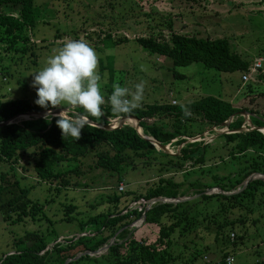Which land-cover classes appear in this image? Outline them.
<instances>
[{"label":"trees","instance_id":"trees-1","mask_svg":"<svg viewBox=\"0 0 264 264\" xmlns=\"http://www.w3.org/2000/svg\"><path fill=\"white\" fill-rule=\"evenodd\" d=\"M134 6L126 8L125 14L132 15L131 11L134 9L133 14L136 15L142 10L141 5L134 3ZM40 11L35 5V0H0V42L8 43L11 50L25 52L28 47L21 45L18 39L22 38L21 42L31 41V38H28L29 33L26 34L25 30L35 26L40 18ZM153 18L155 25L154 27L149 25V29L168 28L170 34L158 32L147 37H139L135 41L149 52L169 59L171 61L169 70L172 66L175 68L196 62L202 63L207 69L222 73L235 71L248 73L251 70V63L233 50L228 38L210 39L175 33L174 21ZM119 40L127 41L129 38L123 36ZM106 41L108 46L115 44L111 34H108ZM100 67L103 70L102 64ZM107 68L112 81L115 75L112 61ZM171 75L180 77L175 71ZM111 91L110 88L108 93ZM172 102L137 105L129 113L123 114L113 113L108 103L103 104L101 107L104 114L101 118H90L96 125L85 126L78 140L71 137L64 140L55 119L47 122L43 117H31L12 122L17 115L41 110V107L31 100L19 98L1 101L0 164L7 166V170L0 173V212L3 219L17 222L27 212L33 219V210L43 211V206L53 200L51 196L44 199V204L32 200L29 197L32 187L21 184L22 179L31 177L33 186L44 183L48 185V191L59 192L74 183L71 182L68 174L56 171L58 166L62 164L73 166L76 161L89 153L94 157L91 160L93 164L89 167L118 176L125 168H135L138 164L158 166L160 172L171 170L182 172L187 162L195 166L205 165L215 158L210 144L204 141L192 142L189 141L190 138L202 135L211 126L223 125L232 117L234 120L229 124V128L233 132L219 135V138L231 143L228 155L236 158L254 150L255 154L263 157L264 134L259 129L264 128V117H259L257 112L249 111L255 129L239 131L245 119L241 115L242 111L228 100L206 95L192 102L177 103L176 99ZM74 111L82 112L83 109L77 107ZM165 116L172 117L173 122L167 125L162 119ZM118 117L137 118L139 127L143 130L142 135L130 124L114 129L97 126L108 125L111 123L109 118ZM149 119L157 121L150 125ZM143 136H150L165 146L175 143L182 145V148L179 153L170 154L158 149ZM159 157L166 158V162L159 161ZM250 166L251 169L242 172V177L236 183L230 177L212 175L216 183L204 184L194 181L187 188L183 187L184 181L175 179L174 174L161 173L157 181L146 185L144 192H112L106 198L100 197L97 204L102 205L105 198L110 206L88 216L84 221H79V231L82 233L63 240L64 243L54 244L49 249L47 244L53 240H48L39 232H33L31 237L16 240L15 244L24 242L23 245H18L0 256V264H49L53 256H56L58 264H175L187 252L192 264L198 259L204 260V255L208 253L207 249L197 244L191 248L186 244L187 242L181 243L182 238L192 236L191 240L202 241L207 235H213L212 240L219 248L220 241L228 243L231 234H234L236 239L244 236L243 230H239L237 234L235 230L238 225L245 224V219L232 217L231 214L236 210L252 212L246 203L256 199L258 191L261 192L260 196L264 203V177L256 178L244 186V182L252 174L260 173L264 176V164L256 158ZM19 168L22 169L23 175L19 174ZM75 168L77 170L72 169L73 172L81 173L79 167ZM9 176L14 177L11 184L8 182ZM214 184L222 192L208 194L207 191L214 188ZM237 190L239 191L235 192ZM126 196L131 198L122 206L121 200ZM187 196L192 197L179 202L155 201L149 206L130 207L132 202L141 199L143 201L156 198L174 200ZM64 209L66 216L63 220L72 222L75 216L71 213L75 210V206L65 205ZM15 215L17 218L14 217ZM141 218L144 222L140 227L131 226ZM112 237L114 240L110 244ZM104 246L108 247L99 257L86 253L74 259L82 251L96 252ZM220 249L223 252L220 260L214 262L209 259L207 264H225V258L229 254L224 248ZM10 251L13 252L8 253ZM260 264H264V261Z\"/></svg>","mask_w":264,"mask_h":264},{"label":"rangeland","instance_id":"rangeland-1","mask_svg":"<svg viewBox=\"0 0 264 264\" xmlns=\"http://www.w3.org/2000/svg\"><path fill=\"white\" fill-rule=\"evenodd\" d=\"M134 3L141 5L142 10L136 15L133 14L135 13L134 9L131 11L132 15L125 14L130 6H134ZM35 5L41 10L40 18L32 29L25 30L26 34L29 33L28 38H31V41L24 42L23 40L21 42L22 38L18 39L19 43L26 45L28 49L25 52L14 51L11 50L8 43L0 42V102L19 98H27L34 102L36 92L30 87L32 73L42 68L47 58L53 55L66 39L83 38L97 54V73L101 77L99 83L101 94L105 98L104 105L108 103L107 97L110 94L108 92L110 88L112 89L113 83L134 90V85L143 81V99L137 105L146 106L166 101L173 103L172 101L175 99L177 103L192 102L203 96L213 95L230 101L242 111L241 115L245 119L244 131L248 128L255 129L249 111L257 112L259 117H264V69L255 73L246 83L241 82V77L247 73L239 71L222 73L207 69L198 62L175 68L172 66L169 70L168 67L171 65L169 59L149 52L148 49L135 41L139 37H147L153 33L170 34L171 31L167 30L168 28H148L149 25L152 27L155 25L153 17L163 18L174 21L173 31L175 33L197 35L210 39L228 38L233 45V50L252 63L256 58L264 59V1L35 0ZM108 34H111L115 41L114 46L106 44ZM123 36L129 40L120 41L119 39ZM110 61H112V67L115 70L112 81H110L109 68H107ZM101 64L104 66L103 70H101ZM174 71L180 77L171 75ZM62 107L59 106L57 109H62ZM41 110L44 109L41 108ZM26 118V115L20 114L12 122H19ZM122 118H109V120L113 126L121 123L135 125L133 120H123ZM162 119L167 122V125L173 122L172 117L169 116ZM233 120L232 118L230 121ZM155 121L149 119L148 123L151 125ZM259 130L264 134V128ZM139 132L143 133L140 127ZM232 132L229 126H211L202 135L190 138L189 141L192 142L209 143L215 158L205 165L195 166L191 162H187L182 172L175 170L160 172L158 166L138 164L135 168H125L118 176L89 167L93 164L91 160L94 158L89 153L81 160L76 161V165L62 164V166H58L56 171L68 174L71 182L74 183L62 188L59 192L48 191V185L44 183L33 186L31 177L26 180L22 179L21 184L32 187L29 193L32 200H38L43 204L47 197L51 196L53 200L43 206V211L34 212L33 210V219L27 212L22 215L21 220L12 222V219H3L0 212V256L18 245H23L24 242L15 244V241L31 237L33 232H39L48 240H53L47 244L49 249L54 244L64 243L63 240L82 233L79 231V221H84L88 216L97 214L99 210L111 205L106 203L105 198L108 194L112 192L125 193L126 191L144 192L147 188L146 185L157 181L161 173L163 175L174 174L175 179L184 181L183 187L187 188L194 181L204 184L216 183L212 179V175L227 176L236 183L242 177V172L251 169L250 164L254 159L257 158L264 164V155L260 157L255 154L254 150H250L244 156L230 157L228 154L231 143H228L224 138H219V135ZM167 147L168 151L165 152L176 154L179 153L182 145L174 143ZM220 156H223L224 159ZM159 161L166 162V158L159 157ZM75 167H79L81 173L73 172L72 169H76ZM6 170L7 166L0 164V173ZM18 172L23 175L21 168L18 169ZM252 175L264 177L260 173ZM9 178V184L13 183L14 177L9 176ZM120 183L125 185L123 191L119 189ZM213 187L207 191L208 194L222 192L219 187H216V184ZM257 193L256 199L246 203L252 212L236 210L231 214L232 217L245 219V224L238 225L235 230L236 234L239 233V230H243L242 238L236 239L231 234L228 243L220 241L219 248L212 240L213 235H207L202 241L191 240L192 236L182 238V244L187 242L186 244H189L191 248L197 244L208 251L203 257L204 260L198 259L193 264H207L209 259L214 262L219 261L223 254L220 248H224L229 255L234 257L233 264H260L264 261V203L260 196L261 192ZM102 196L105 197V202L102 205H97ZM190 197L177 199L186 200ZM130 198L131 196L122 198V206ZM70 204L75 206V210L71 213L75 219L72 222H66L63 220L66 216L64 207ZM142 205L150 204L141 199L138 202H132L130 207H142ZM14 217L17 218V215ZM143 222L144 219L141 218L131 226L140 227ZM56 237L57 239H54ZM113 240L114 237L110 242ZM233 241L237 243L233 244ZM106 249L107 246L96 252L82 251L76 257L86 253L99 257ZM49 264H58L56 256H53ZM175 264H192L189 252L180 257Z\"/></svg>","mask_w":264,"mask_h":264},{"label":"clouds","instance_id":"clouds-1","mask_svg":"<svg viewBox=\"0 0 264 264\" xmlns=\"http://www.w3.org/2000/svg\"><path fill=\"white\" fill-rule=\"evenodd\" d=\"M97 64V54L85 39H66L45 65L32 73L34 103L46 109L43 118L47 122L55 119L64 140L68 137L78 140L81 130L95 122L90 118H101L104 114L101 106L105 98L101 94ZM143 92V81L136 83L134 90L113 83L107 97L111 111L129 113L142 101ZM59 106H63L62 110L52 111ZM77 107L83 111H73Z\"/></svg>","mask_w":264,"mask_h":264},{"label":"water","instance_id":"water-1","mask_svg":"<svg viewBox=\"0 0 264 264\" xmlns=\"http://www.w3.org/2000/svg\"><path fill=\"white\" fill-rule=\"evenodd\" d=\"M60 110H62V109H57V108H55V109H52V111L53 112H59ZM45 111H46V109H44V110H40V111H38V112H26V113H24V115H26L27 117H36V118H39V117H44V113H45ZM233 118V117H232ZM232 118L230 119V120H232ZM123 120H126V119H131V120H133L134 121V123H135V125H132L133 127H135L136 129H137V131H138V133L140 134V135H142L140 132H139V124H138V121H137V118H135V117H123L122 118ZM226 121V122H224L223 123V125H225V126H229V124H230V122L231 121ZM2 124H4V123H2ZM92 125H96V124H92ZM122 125H124L123 123H121V124H119V125H117V126H113L111 123L110 124H108V125H105V126H101V125H97V126H99V127H102V128H105V129H114V128H117V127H120V126H122ZM239 131H244V127L242 126L240 129H239ZM145 139H148V140H150L157 148H159L160 150H163V151H168V147L167 146H165V145H162V144H160L159 142H157V141H155V139H153L152 137H147V136H143ZM256 178H262V177H260V176H255V175H252V176H250L245 182H244V186L245 185H247L249 182H251L252 180H254V179H256ZM239 190H237V191H235V192H238ZM235 192H233V193H235ZM180 200H184V199H175V200H170V199H164V198H156V199H153V200H151L150 201V203H153V202H155V201H162V202H175V201H180ZM112 242H110V244H111ZM108 247V246H107ZM83 254V253H82ZM81 256V255H80ZM79 256V257H80ZM79 257H76L75 259H77V258H79Z\"/></svg>","mask_w":264,"mask_h":264},{"label":"built area","instance_id":"built-area-1","mask_svg":"<svg viewBox=\"0 0 264 264\" xmlns=\"http://www.w3.org/2000/svg\"><path fill=\"white\" fill-rule=\"evenodd\" d=\"M264 69V59L262 58H256L255 60H253V62L251 63V70H249V73H247L246 75H242V80L244 83L248 82L252 76L257 73V72H260L261 70ZM74 111V109H73ZM25 116V115H24ZM26 119H29V117H27ZM124 187L125 185H123L122 183L119 184V189L121 191L124 190ZM151 201V200H150ZM150 201H148L149 204ZM154 203V202H153ZM149 206V205H148ZM234 236V234H232V237ZM233 261H234V257L231 256V255H228L226 258H225V264H233Z\"/></svg>","mask_w":264,"mask_h":264}]
</instances>
